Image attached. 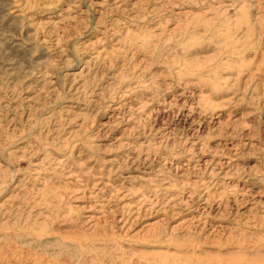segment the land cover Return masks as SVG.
Here are the masks:
<instances>
[{
  "label": "rangeland",
  "instance_id": "rangeland-1",
  "mask_svg": "<svg viewBox=\"0 0 264 264\" xmlns=\"http://www.w3.org/2000/svg\"><path fill=\"white\" fill-rule=\"evenodd\" d=\"M0 264H264V0H0Z\"/></svg>",
  "mask_w": 264,
  "mask_h": 264
}]
</instances>
